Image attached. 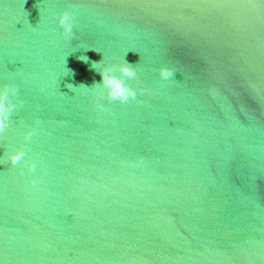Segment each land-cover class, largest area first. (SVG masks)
Instances as JSON below:
<instances>
[{
	"label": "water",
	"instance_id": "obj_1",
	"mask_svg": "<svg viewBox=\"0 0 264 264\" xmlns=\"http://www.w3.org/2000/svg\"><path fill=\"white\" fill-rule=\"evenodd\" d=\"M261 5L0 0V84L18 88L0 134V264H264ZM124 60L135 100L67 87ZM21 148L34 172L8 160Z\"/></svg>",
	"mask_w": 264,
	"mask_h": 264
},
{
	"label": "clouds",
	"instance_id": "obj_2",
	"mask_svg": "<svg viewBox=\"0 0 264 264\" xmlns=\"http://www.w3.org/2000/svg\"><path fill=\"white\" fill-rule=\"evenodd\" d=\"M74 13L72 11H65L59 16L58 24L63 29V36L66 40L70 39L73 35L74 27ZM82 60L86 61L87 57H82ZM101 63V62H100ZM100 63H92V67L99 70V74L102 77L100 83H95L91 87H87L81 84L79 87H73L69 84L67 87L73 91L83 89L85 92L93 91L97 98H107L109 102H119L126 104L130 100L137 98V90L129 86L125 80H133L137 77V68L126 62L125 60L119 65H112L108 67L100 68ZM118 70L120 75H115L114 72ZM175 75V71L170 67H161L159 69V78L161 81H172ZM215 95V92L212 93ZM18 96V88L14 84H0V134L9 127L13 112L17 108V104L13 101ZM97 107L103 109V105L98 104ZM35 134L34 130L29 131L24 137L26 142H30L32 136ZM27 152L24 148L16 149L8 153V160L11 165L16 166L24 163V166L29 172H34L36 164L26 160ZM35 184L36 181L34 180Z\"/></svg>",
	"mask_w": 264,
	"mask_h": 264
},
{
	"label": "snow or ice",
	"instance_id": "obj_3",
	"mask_svg": "<svg viewBox=\"0 0 264 264\" xmlns=\"http://www.w3.org/2000/svg\"><path fill=\"white\" fill-rule=\"evenodd\" d=\"M262 7H264V5H261Z\"/></svg>",
	"mask_w": 264,
	"mask_h": 264
}]
</instances>
